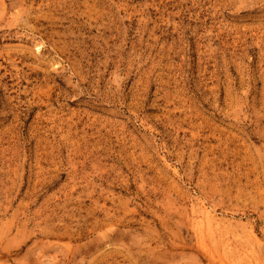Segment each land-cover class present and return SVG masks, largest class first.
I'll list each match as a JSON object with an SVG mask.
<instances>
[{
  "label": "rangeland",
  "instance_id": "obj_1",
  "mask_svg": "<svg viewBox=\"0 0 264 264\" xmlns=\"http://www.w3.org/2000/svg\"><path fill=\"white\" fill-rule=\"evenodd\" d=\"M0 264H264V0H0Z\"/></svg>",
  "mask_w": 264,
  "mask_h": 264
}]
</instances>
